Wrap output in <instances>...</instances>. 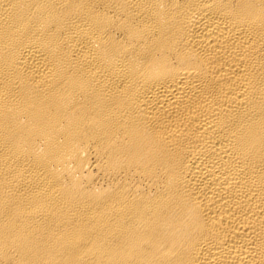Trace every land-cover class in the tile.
Returning a JSON list of instances; mask_svg holds the SVG:
<instances>
[{"label":"bare ground","instance_id":"obj_1","mask_svg":"<svg viewBox=\"0 0 264 264\" xmlns=\"http://www.w3.org/2000/svg\"><path fill=\"white\" fill-rule=\"evenodd\" d=\"M0 264H264V0H0Z\"/></svg>","mask_w":264,"mask_h":264}]
</instances>
